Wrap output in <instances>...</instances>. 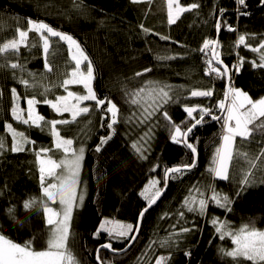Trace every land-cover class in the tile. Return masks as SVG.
Masks as SVG:
<instances>
[{
  "label": "trees",
  "instance_id": "trees-1",
  "mask_svg": "<svg viewBox=\"0 0 264 264\" xmlns=\"http://www.w3.org/2000/svg\"><path fill=\"white\" fill-rule=\"evenodd\" d=\"M193 3L199 7L179 14L175 23L169 24L167 0H141L139 3L132 0H0V44L15 38L17 28L26 29L29 18L44 21L73 36L93 63L95 79L92 86L97 96L111 99L119 108L115 134L100 152L95 151L99 138L109 134L106 127H100L101 116L110 119V114L96 109L95 102L82 104L92 107L89 114L70 124L57 126L63 137L74 140L73 147L85 148L79 185L86 190V197L83 206L73 213L68 239V248L79 264H97L95 252L101 244L111 242L114 249L124 248L129 240L113 239L106 233L98 237L93 235L101 221L108 218L137 225L139 212L147 207V201L140 193L149 180H161L158 187L163 189L166 168L191 164L193 160L191 151L183 143H173L179 156L175 163L167 161L164 149L171 142L174 129L162 112L141 123V113L151 101L131 103L134 92L141 88L168 86L165 90L172 99L162 111H167L176 124L187 121L181 124L184 130L194 122L187 117L185 106L211 107L212 115L221 116L222 112L215 105L224 99L227 82L253 99L264 97V68L252 64V61L260 64V56L264 55V49L252 51L264 42V3L246 0L247 7H240L237 12L235 0H179L180 6L184 7ZM243 12L247 15L240 14ZM218 20L231 25L235 31L222 27L217 32ZM144 28L150 31L146 33ZM242 34L246 36L248 47L236 45ZM217 37L219 47L216 51L232 70L230 80L206 75V61L211 55L200 49L205 39ZM28 43L29 47L22 46L19 54L0 55V137L5 142L0 150V233L21 244L31 240L35 249L42 250L49 235L43 209L39 204L25 209L23 204L32 197L38 201L43 198L36 152L46 147L52 148L49 154L55 159L63 154L53 147L54 138L49 126H44L42 131L14 119L11 90L16 89L25 118L27 99L36 96L41 101L35 105L36 113L45 120L71 119L69 113H57L42 101L67 94L59 85L75 62L70 58L67 43L52 37L47 59L53 70L48 72L44 67L42 45L37 43L35 33L29 34ZM32 44L37 46L31 47ZM241 58L242 64L239 63ZM10 63L21 64L23 71L11 68ZM233 63H237L238 71L233 69ZM81 68L86 70L84 65ZM144 69L151 71L144 72ZM138 72L142 75L137 76ZM21 79L34 86L26 87L20 83ZM45 86L51 90L42 96ZM209 88L214 92L211 98L190 95L192 90ZM68 90L84 94L82 85H69ZM142 95L146 96V93ZM194 115L199 118L198 113ZM204 121L189 135V142L197 149L195 167L168 179L161 200L142 217L134 244L121 254L100 251V263L156 264L159 256H169L168 264H237L225 254L232 247L231 238L221 239L212 219L227 221L232 230L244 224L264 229V170H254L253 181L243 191L241 169L246 171L247 165L242 161L233 162L228 180L214 177L209 169L214 166L216 149L221 143L223 120H213L206 115ZM8 123L34 143L25 145L23 152L11 151L12 137L5 126ZM145 133L149 136L145 137ZM137 142L138 146H143L147 159H141L133 147ZM261 148H264V137L259 133L247 141L236 140V149L241 152L254 155ZM196 188L208 198L212 189L227 194L232 201L231 210L220 208L209 200L204 215L188 212L183 208V202L190 190L199 198ZM237 192H240L239 196ZM10 208L14 209L12 215L8 212ZM180 211H184L183 217L179 216ZM181 228H192L193 231L174 235L170 247H161L163 239L179 233ZM197 245L205 249L196 262H191L189 258ZM239 264L250 262L241 259Z\"/></svg>",
  "mask_w": 264,
  "mask_h": 264
},
{
  "label": "snow or ice",
  "instance_id": "snow-or-ice-1",
  "mask_svg": "<svg viewBox=\"0 0 264 264\" xmlns=\"http://www.w3.org/2000/svg\"><path fill=\"white\" fill-rule=\"evenodd\" d=\"M75 2V0H74ZM133 3H139L141 0H132ZM238 5L237 12H240V7H247L246 0H235ZM264 3V0H261ZM175 5V15H174ZM79 7V5H76ZM168 6V23H175L179 18V14L187 11H191L199 7L198 4L193 3L187 7L180 6L179 0H167ZM221 12L224 10L221 9ZM247 15V12L240 13ZM26 29H16V36L13 39L8 40L0 44V55L19 54L20 48L29 47V34L35 33L37 36V43L42 45L45 63L44 67L48 72H51L52 66L48 63V54L50 51V40L52 37L58 38L60 41H64L68 45V51L70 58L75 62V66L69 73H66L67 78L64 79L59 85L62 87L66 95L56 96L54 100L44 99V104L50 105L51 108L60 114L69 113L71 119L60 120H45V118L36 113L35 105L40 103L36 99V96H32L27 99V118L23 115L24 109L20 108V97L15 88H13V107L11 109L12 116L16 121H20L25 125L35 126L43 131L44 126L50 127V132L54 138L53 147L62 152V158L53 159L52 148L41 147L36 152L39 167V180L40 187L43 194L41 200H37L35 197L29 198L24 201L23 207L25 209H31L39 204L43 209L46 224L49 226V235L46 241V247L42 250H37L33 247L31 240L25 241L23 244L14 242L10 238L0 233V264H79V261L72 254L68 248V239L70 236V222L72 220L73 210L78 206V201L82 204L84 195L77 193V187L79 185V173L82 167V161L84 159L85 148L83 146L79 148L73 147L74 140L65 138L60 134L58 125L70 124L75 122L78 117L85 114H89L92 111L91 106H82L86 101L95 102V108L105 114H110V119H106L105 115L101 116L100 127H106L109 130V134L101 136L99 144H97L95 151L100 152L101 148L108 143L115 134V125L119 122V108L115 102L111 99L104 97L99 98L96 91L93 88V81L95 79V69L92 61L89 59L81 45L73 38V36L58 31L51 25L40 20L27 19ZM143 28V25H141ZM222 27H227L229 31H235L231 25L222 24L221 21H217L216 30L219 32ZM147 33L150 30L144 28ZM162 39H168L162 37ZM246 36L240 35L236 41V45H244L248 47L246 43ZM37 44H32L31 47H36ZM219 47V40L205 39L201 52L206 55L210 54L211 59L206 61L208 67L206 69V75H215L217 78L228 77L231 79L230 72L227 65H224L223 60L220 58V54L216 49ZM264 49V42H262L259 48H252V51H260ZM210 50V52H209ZM166 59V58H164ZM260 64L252 61L254 67L264 68V55L260 56ZM215 62V63H214ZM240 64L243 63V58L240 59ZM84 65L86 70H82L81 66ZM219 65H223L221 68ZM10 67L13 69L20 68L23 71V66L19 63H10ZM233 69L238 71L237 65L233 66ZM151 69H144V72H149ZM29 75H33L29 73ZM137 76L142 73H136ZM20 83L26 87H33L26 79H21ZM151 83V82H150ZM69 85H82L84 94H78L68 90ZM168 86H162L158 88H141L132 94L131 103L142 104L145 100H150L151 103L144 107L141 113V123H146L157 112H162V115L166 121L172 126L174 131L171 134V140L177 144L183 143L186 148L191 150L193 154V160L191 164H183L181 166H175L166 168L164 172L163 183L167 186L169 178H176L175 174L183 173L195 167V155L197 149L193 143L189 142V134L193 132L198 125L202 124L205 116H211L213 120H223V134L221 136V145L216 149L213 164L214 166L209 171L217 178L222 180L229 179L230 167L233 162L240 163L241 161L247 165V170L243 168L242 179L240 180L241 191L249 185L254 178V170H264V148H261L257 154H249L248 152H241L236 149V140L239 137L241 141L250 140L255 133H259L264 137V97L259 99H253L247 92L239 88L229 86L224 93V99L220 100L215 107L219 108L223 116L212 115L211 107L201 106H185L184 111L187 117L194 121L186 130L182 129L181 124L187 123L182 121L181 124H176L172 121L167 111H162L164 105H166L172 97L169 92L165 90ZM51 89L47 86L44 87L42 96L46 95ZM146 96L142 95L145 94ZM2 94V93H0ZM214 92L209 88L206 90H192L190 95L193 97H208L211 98ZM194 113L199 114V118H196ZM43 122V124L41 123ZM8 132L11 133L12 145L11 151L23 152L25 151V145L33 144L34 141H30L24 132H18L13 128L11 123L5 125ZM151 130H149L150 132ZM149 133H145V137H148ZM141 139H144L142 137ZM5 146L4 138L0 137V150ZM136 152L140 154L141 159H147L144 155V149L142 145L138 146V142L133 144ZM156 167H159L158 165ZM155 171V168L153 169ZM161 183L159 179L149 180L145 189L140 193L142 197L147 201V207L143 208L139 212V217H143L149 208L156 203L163 193V189L158 185ZM211 187V186H209ZM195 191L199 193V198L192 195L190 190L189 196L185 197L183 202V208L188 212H196L200 215H204L209 206V200L215 203L216 206L230 209L232 203L231 198L227 194H220L212 189V195L210 198L205 197L203 192H200L199 188ZM151 193V194H149ZM237 196L240 192L236 193ZM59 205V208L51 205ZM9 214L14 213V209L8 210ZM180 217L184 216V211H180ZM212 224L215 227V231L220 235L221 239L230 237L234 248L231 251H227L225 254L232 257L234 260L239 261L241 259L250 262V264H264V230L257 229L254 225L244 224L239 229L232 230L227 221H221L219 218H213ZM139 231V224L133 225L131 223H122L118 220H110L105 218L101 221L98 228L93 233L94 236H100L101 233H107L109 237L113 239H126L135 240L137 237L132 235L133 232ZM192 228H181L179 233L170 234L168 238L161 241V247H170L174 241L172 237L179 236L181 233H190ZM101 249H108L112 252H117L114 249L111 242L101 244L96 249V259L100 261ZM191 253H186L190 255ZM170 260L169 256H159L156 259V264H168ZM101 264L103 262L101 261Z\"/></svg>",
  "mask_w": 264,
  "mask_h": 264
},
{
  "label": "rangeland",
  "instance_id": "rangeland-1",
  "mask_svg": "<svg viewBox=\"0 0 264 264\" xmlns=\"http://www.w3.org/2000/svg\"><path fill=\"white\" fill-rule=\"evenodd\" d=\"M174 10H175V7H174ZM174 15H175V12H174ZM234 65H237V63H233V66ZM229 87V86H228ZM231 87H233V85H231ZM225 113H223V115H224ZM222 114H221V116H223ZM222 133L221 134H223V129H222V131H221ZM239 138V137H238ZM173 143L175 144V142L174 141H172L171 140V142H169V144L166 146V148L164 149V155H165V157H166V159H167V161L169 162V163H175L176 162V160H177V157L179 156V152L176 150V148L174 147V145H173ZM221 143H222V141H221ZM221 143H220V145H221ZM79 148V147H78ZM84 155H85V152H84ZM60 158H62V157H60ZM59 158V159H60ZM53 159H55V158H53ZM82 168H83V161H82V167H81V169H80V173H79V176L81 175V172H82ZM229 175H230V172H229ZM217 178V177H216ZM219 179V178H218ZM220 180H222V179H220ZM77 193H78V195L80 194V193H83V195H84V199H83V202H82V204H80L79 203V201L77 202L78 203V206L77 207H75L74 208V210H73V213H74V211H75V209L76 208H78V207H82L83 206V204H84V202H85V197H86V190H84V189H82L81 187H80V185H78V187H77ZM51 206H53V207H56V208H59V205L58 204H56V205H51ZM73 216V215H72ZM104 220V219H103ZM111 220V219H110ZM123 223V222H122ZM261 230H264V229H261ZM107 234V233H106ZM231 242H232V240H230ZM195 249H194V253H193V255H192V257L191 258H189V260H191V262H196L199 258H200V256L202 255V253H203V251H204V247L203 246H195L194 247ZM234 248V245H233V243H232V247L228 250V251H231L232 249ZM102 251H104V250H102ZM107 252V251H106Z\"/></svg>",
  "mask_w": 264,
  "mask_h": 264
},
{
  "label": "water",
  "instance_id": "water-1",
  "mask_svg": "<svg viewBox=\"0 0 264 264\" xmlns=\"http://www.w3.org/2000/svg\"><path fill=\"white\" fill-rule=\"evenodd\" d=\"M220 19V18H219ZM218 39V37L215 39V40H217ZM212 58V57H211ZM224 65H226L225 63H224ZM221 68H223V65H219ZM226 80H229V78L228 77H226ZM228 86H229V83L227 82V84H226V91H227V89H228ZM225 98V97H224ZM222 115H223V113H221ZM199 126V125H198ZM197 126V127H198ZM196 127V128H197ZM195 128V129H196ZM195 129H193V131L195 130ZM191 134V133H190ZM189 134V135H190ZM190 150V149H189ZM191 151V150H190ZM192 154V153H191ZM192 156H193V154H192ZM196 163H197V153H196V155H195V165H196ZM192 169V168H191ZM167 185H168V181H167ZM166 189H167V186H164V188H163V193H162V195L160 196V198L156 201V203L155 204H153L150 208H149V210L151 209V208H153L155 205H157L158 204V202L161 200V198L163 197V195L165 194V192H166ZM148 210V211H149ZM141 220H142V218L141 217H139V219H138V222H137V224H139V231L138 232H133V234L132 235H135L136 237H138V235H139V232H140V228H141ZM137 239V238H136ZM136 239L135 240H130L129 242H128V244L124 247V248H122L121 250H118L117 252H112L111 250H108V249H101V251L102 250H104V251H107V252H109V253H112V254H121V253H123V252H125V251H127L133 244H134V242L136 241ZM100 247V246H99ZM98 247V248H99ZM96 256H97V253L95 252V262L97 263V264H101L100 263V261H98L97 259H96Z\"/></svg>",
  "mask_w": 264,
  "mask_h": 264
},
{
  "label": "bare ground",
  "instance_id": "bare-ground-1",
  "mask_svg": "<svg viewBox=\"0 0 264 264\" xmlns=\"http://www.w3.org/2000/svg\"><path fill=\"white\" fill-rule=\"evenodd\" d=\"M215 177V176H214Z\"/></svg>",
  "mask_w": 264,
  "mask_h": 264
}]
</instances>
